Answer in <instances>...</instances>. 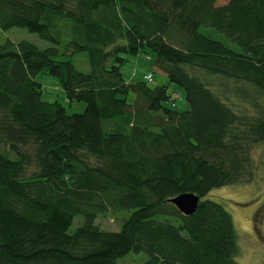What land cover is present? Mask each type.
Returning <instances> with one entry per match:
<instances>
[{
  "label": "trees",
  "instance_id": "obj_1",
  "mask_svg": "<svg viewBox=\"0 0 264 264\" xmlns=\"http://www.w3.org/2000/svg\"><path fill=\"white\" fill-rule=\"evenodd\" d=\"M216 3L0 0L1 31L25 29L51 44L0 42V264H117L129 252L146 253L145 264H239L230 214L202 198L254 180L250 153L264 143V0ZM79 54L87 73L55 59ZM128 57L181 87L189 109L166 107L176 99L144 81L150 70L126 81ZM196 69L230 82L223 97ZM40 74L69 102H85L84 112L44 101ZM186 193L199 197L191 216L170 203ZM108 210L132 213L108 232L94 224ZM78 215L83 224L68 234Z\"/></svg>",
  "mask_w": 264,
  "mask_h": 264
},
{
  "label": "rangeland",
  "instance_id": "obj_2",
  "mask_svg": "<svg viewBox=\"0 0 264 264\" xmlns=\"http://www.w3.org/2000/svg\"><path fill=\"white\" fill-rule=\"evenodd\" d=\"M226 0H217L216 5H224ZM201 32L210 37L230 46L235 51L240 52V49L228 40L223 34L213 28L201 27ZM10 40L13 43L19 41H27L36 45L39 49H46L51 46L50 43L41 40L37 34L29 33L25 29L13 28L7 31L0 30V42L4 43ZM67 38H63V44ZM63 50V45L59 48ZM56 60L71 61L75 69L87 73L89 65L86 54H79L74 57L58 56ZM151 71L153 82L150 86H167L169 94L177 95L174 102H168L164 105L169 108H174L179 112H184L189 109V105L185 99L184 90L170 83L167 76L149 66V62L143 57H128L121 67L120 71L123 77L129 83L139 81L146 71ZM194 73L202 81L207 80L211 86L209 89L223 97L220 93L223 85L230 82H225L217 75H209L205 72L196 69ZM36 81L42 85V99L47 102L57 101L66 110L68 114H81L84 112L85 102H69L65 97L62 89L58 86V81L49 75H38ZM230 96L231 93H228ZM234 95V94H233ZM232 98V96H231ZM134 95L129 94L127 101L132 103ZM110 122L103 124L105 131L112 129ZM157 131V130H155ZM251 159L254 172V180L248 184H234L218 189L211 190L205 195L202 200H210L220 204L231 216L235 231L236 252L234 255L235 262L239 264H264V143L254 147L251 150ZM34 170V166L27 171V176ZM132 210H108L105 213L98 214L94 224L99 229L108 232H118L124 220H126ZM160 221L168 222L174 226H179L180 221L177 218L170 216H158ZM83 224V217L75 216L71 226L68 229V234H72ZM147 254L140 252L138 254L129 252L125 256L117 260V264H145Z\"/></svg>",
  "mask_w": 264,
  "mask_h": 264
},
{
  "label": "water",
  "instance_id": "obj_3",
  "mask_svg": "<svg viewBox=\"0 0 264 264\" xmlns=\"http://www.w3.org/2000/svg\"><path fill=\"white\" fill-rule=\"evenodd\" d=\"M176 209L184 216H191L196 211L199 197L193 193L181 194L170 200Z\"/></svg>",
  "mask_w": 264,
  "mask_h": 264
},
{
  "label": "built area",
  "instance_id": "obj_4",
  "mask_svg": "<svg viewBox=\"0 0 264 264\" xmlns=\"http://www.w3.org/2000/svg\"><path fill=\"white\" fill-rule=\"evenodd\" d=\"M144 81L147 83H152L153 82V75L152 73L148 72L143 76ZM172 98L175 100L177 98V95H172Z\"/></svg>",
  "mask_w": 264,
  "mask_h": 264
},
{
  "label": "crops",
  "instance_id": "obj_5",
  "mask_svg": "<svg viewBox=\"0 0 264 264\" xmlns=\"http://www.w3.org/2000/svg\"><path fill=\"white\" fill-rule=\"evenodd\" d=\"M146 72H147V71H146ZM146 72H145V73H146ZM145 73H144V74H145Z\"/></svg>",
  "mask_w": 264,
  "mask_h": 264
}]
</instances>
